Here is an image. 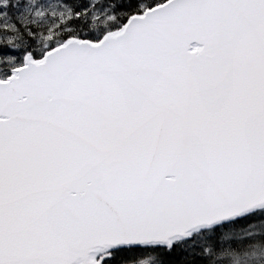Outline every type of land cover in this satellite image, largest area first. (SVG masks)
<instances>
[{"label": "snow or ice", "instance_id": "obj_1", "mask_svg": "<svg viewBox=\"0 0 264 264\" xmlns=\"http://www.w3.org/2000/svg\"><path fill=\"white\" fill-rule=\"evenodd\" d=\"M0 264H264V0H0Z\"/></svg>", "mask_w": 264, "mask_h": 264}]
</instances>
